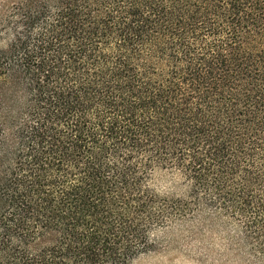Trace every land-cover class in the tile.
I'll list each match as a JSON object with an SVG mask.
<instances>
[{"label": "trees", "instance_id": "obj_1", "mask_svg": "<svg viewBox=\"0 0 264 264\" xmlns=\"http://www.w3.org/2000/svg\"><path fill=\"white\" fill-rule=\"evenodd\" d=\"M207 219L264 264V0H0V264Z\"/></svg>", "mask_w": 264, "mask_h": 264}, {"label": "rangeland", "instance_id": "obj_2", "mask_svg": "<svg viewBox=\"0 0 264 264\" xmlns=\"http://www.w3.org/2000/svg\"><path fill=\"white\" fill-rule=\"evenodd\" d=\"M158 242L157 249L133 264H259L235 247L229 226L212 219L169 229Z\"/></svg>", "mask_w": 264, "mask_h": 264}]
</instances>
